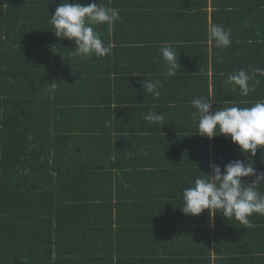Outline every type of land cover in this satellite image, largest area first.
I'll list each match as a JSON object with an SVG mask.
<instances>
[{
  "label": "trees",
  "instance_id": "16d2710c",
  "mask_svg": "<svg viewBox=\"0 0 264 264\" xmlns=\"http://www.w3.org/2000/svg\"><path fill=\"white\" fill-rule=\"evenodd\" d=\"M62 2L0 0V264H230L214 259L223 230L263 243L264 215L251 227L219 212L185 216L178 193L210 162L245 159L230 138L197 134L190 102L264 101L258 73L247 96L224 84L264 69V0H102L119 14L96 26L111 53L87 59L51 31ZM213 24L231 31L229 47L210 40ZM165 42L179 54L172 77ZM143 80L161 81V95ZM149 112L164 124L145 121ZM247 162L264 170V149ZM250 252L264 264V248Z\"/></svg>",
  "mask_w": 264,
  "mask_h": 264
},
{
  "label": "clouds",
  "instance_id": "9594fccd",
  "mask_svg": "<svg viewBox=\"0 0 264 264\" xmlns=\"http://www.w3.org/2000/svg\"><path fill=\"white\" fill-rule=\"evenodd\" d=\"M118 20V10L103 4L102 0L88 5L76 0H63L51 15L50 24L51 31L58 39L74 42V56L87 59L93 55L104 57L111 53V46L104 44L96 26L107 24L110 29ZM209 38L217 48L231 45V31L221 25L210 26ZM178 55L168 42L160 48L161 59L167 65V77L176 75L177 68H180ZM256 73L264 76V69L257 68L252 73L241 69L229 74L224 84H231L233 91L238 87L240 94L247 96L255 90V84L250 85L249 81L255 80ZM134 75L141 76L139 73ZM142 86L146 94L155 97L161 95L159 88L162 84L159 80H143ZM52 87L55 85L52 84ZM209 98L196 97L190 102L195 109L190 115L197 123V134L209 139L220 135L230 138L233 144L238 145L245 159L231 160L223 165V169L220 164L210 162L211 174L201 172L202 176H196L190 186L178 193L182 201L180 210L185 216L193 217L207 210L210 219L219 212L227 220L251 227L250 216L264 215V193L258 188L264 182V170L257 171L253 164L247 162L256 156L258 149H264V101L256 102L251 107L231 106L210 111L214 101L210 102ZM144 120L162 126L165 117L149 112ZM247 177H253L251 182L244 181L243 178Z\"/></svg>",
  "mask_w": 264,
  "mask_h": 264
},
{
  "label": "crops",
  "instance_id": "0c3cea01",
  "mask_svg": "<svg viewBox=\"0 0 264 264\" xmlns=\"http://www.w3.org/2000/svg\"><path fill=\"white\" fill-rule=\"evenodd\" d=\"M238 236H243V234H231L230 230H223L218 238L219 240L216 242V246L213 248L214 259L221 261L228 259L230 264H252L249 262L252 257H246L247 255L243 257L244 255L242 254L253 253L250 251H262L264 242L252 246L251 243L245 244L239 241ZM248 238H250V236H248ZM212 240H214V238Z\"/></svg>",
  "mask_w": 264,
  "mask_h": 264
}]
</instances>
